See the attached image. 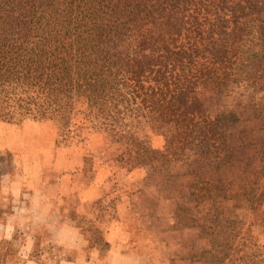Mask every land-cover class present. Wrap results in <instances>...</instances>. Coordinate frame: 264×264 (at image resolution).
I'll use <instances>...</instances> for the list:
<instances>
[{
	"label": "trees",
	"instance_id": "1",
	"mask_svg": "<svg viewBox=\"0 0 264 264\" xmlns=\"http://www.w3.org/2000/svg\"><path fill=\"white\" fill-rule=\"evenodd\" d=\"M0 118L46 123L65 143L103 133L122 146V167L143 176L137 196L115 201L173 264L195 262L172 259L161 234L205 242L199 264H264L245 227L264 206V0H0ZM50 148H0L19 176L0 169V183L53 182L35 158L65 151ZM84 183L108 194L104 180ZM22 191L14 202L0 188V218L26 212ZM151 200L172 204V222H147Z\"/></svg>",
	"mask_w": 264,
	"mask_h": 264
},
{
	"label": "rangeland",
	"instance_id": "2",
	"mask_svg": "<svg viewBox=\"0 0 264 264\" xmlns=\"http://www.w3.org/2000/svg\"><path fill=\"white\" fill-rule=\"evenodd\" d=\"M208 110L213 113V108H209ZM53 137L55 139H53ZM150 139L152 145L155 147H161L163 144L162 138L158 136L151 135ZM23 140L30 142L31 147H37L42 142H50V149H55L56 151L57 149L63 148L65 150L63 153L58 152L57 154L53 151H50L45 153L43 156L35 157L37 161H39L38 159H42L41 165L44 166L45 179L51 178L53 181L59 180L64 182L62 189L64 192L62 195L65 198L64 201L69 199L73 203L74 199L78 197L79 193H82L83 189L87 185L84 182H88V180L91 179L97 180L98 183H101L102 180H104V186L108 187V194H105L103 188H100L101 186H99L98 189L92 188L89 190V192L92 190L93 195L97 196L95 208L101 207L99 201L103 199H108L111 201L112 197L114 198L113 204H116L112 205V203L108 202V207H105L106 209H100L99 211H108L110 207L115 208L117 211V207H119V204L122 202H124L123 206L125 208L127 200L121 199L119 201H115L117 200L114 196L115 193H118L119 198L125 197L126 195L127 197H130V194L132 196H137V192H135V190L142 183V172L135 171L132 174H127L125 168H123L122 164L118 161L122 151V146L114 143L107 135L103 133H93L86 138H74L70 140V143H65L64 139H61L56 134V129L53 133V130L50 129L48 125L46 126V123L43 124L28 120L22 122H8L5 119L0 118L1 148L10 147L14 144V142H16L18 145L20 142L22 143ZM7 153L9 152H5V155H2V159L0 160V169H2V172L4 173L6 172L4 180H7L8 178L9 181H17V179H19L17 174L18 170L16 169L15 165L10 162L11 159ZM83 154H86V159L83 168L79 169L77 165L81 163V157H83ZM65 160L69 164L66 169L62 165V162ZM37 163L39 164V162ZM65 171L68 173L64 176ZM37 176L40 177V174L37 173ZM71 188L73 189V192L71 191ZM155 203L153 200H151L145 204V218L150 219V221L148 220L147 222H151L152 225L154 224V226L161 224L166 225L169 222H172L171 216L167 215V210L169 209L170 212V208H173L171 207L172 204L165 203V207L163 206L159 209H156ZM128 206H130V204ZM7 211L8 210H5V213H7ZM142 212L143 208H140V210L137 212V215L138 218L144 222L145 219L142 216ZM4 217L5 216H2L0 221L3 222L2 219ZM263 221L264 206H262L261 211L258 214L249 215L245 220V227L249 228L251 234L257 238V242L260 244H264V235L260 233L258 225ZM0 230H2L3 236L7 234L6 226L4 229L0 228ZM3 236L0 237V264H29V260H35V264H55V261L51 258L53 254L51 247L43 245L37 247L35 251L29 256H19L17 245L18 243H23L24 239L15 238V240H13V238H10L8 234L5 237ZM92 236L93 239L95 238V242L99 241L96 239L98 237H95V235ZM161 240H163L165 245L170 248L169 252L171 254H169V256L172 259L180 258L181 260L185 261L190 258L195 262L192 264H199L197 261L198 258H194L193 254H199L200 250L204 247L205 242L196 240L195 245L192 247L191 242H189V237H175L170 233L161 234ZM99 245H101V243ZM100 250L103 252L105 248L101 246ZM86 253L87 252L83 251V256ZM45 256L48 257V259L46 258L47 260L42 258ZM165 258L167 259V255ZM159 264L165 263L161 261ZM167 264H173V261H169Z\"/></svg>",
	"mask_w": 264,
	"mask_h": 264
},
{
	"label": "crops",
	"instance_id": "3",
	"mask_svg": "<svg viewBox=\"0 0 264 264\" xmlns=\"http://www.w3.org/2000/svg\"><path fill=\"white\" fill-rule=\"evenodd\" d=\"M20 154V158L28 156V152ZM13 156L16 159L19 157ZM63 186L64 182L59 180L26 181L22 186V193L25 194H22L25 214L12 213L0 225L1 229L7 227V234L13 240L24 239L23 243L17 245L19 256H29L37 247L47 245L52 248L51 258L55 264L169 263L168 258L162 256L153 242L146 245L141 238L142 231H137L139 220L130 219L131 216L123 204H119L114 214L100 213L94 208L97 196L89 190L98 189L97 183L87 184L74 199L73 207L69 201L67 203L63 200ZM20 187L15 182L0 183V188H9L12 191L14 202L18 199L16 197H20ZM71 191L73 192L72 188ZM55 201L57 204H54ZM62 204L65 208L60 212L59 207ZM92 207L95 212L91 211ZM135 220V229L129 230ZM0 234L2 237V230ZM92 235L98 237L96 239L99 241L95 242ZM101 246L105 248L103 252L100 250ZM83 251L87 252L84 256ZM42 258L48 259L46 256ZM35 263V260H29V264Z\"/></svg>",
	"mask_w": 264,
	"mask_h": 264
}]
</instances>
